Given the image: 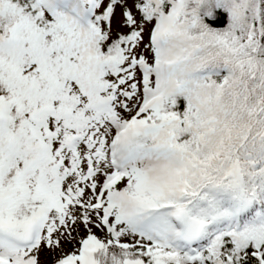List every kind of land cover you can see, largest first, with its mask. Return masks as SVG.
Here are the masks:
<instances>
[{"label": "snow or ice", "instance_id": "1", "mask_svg": "<svg viewBox=\"0 0 264 264\" xmlns=\"http://www.w3.org/2000/svg\"><path fill=\"white\" fill-rule=\"evenodd\" d=\"M0 264H264V0H0Z\"/></svg>", "mask_w": 264, "mask_h": 264}]
</instances>
